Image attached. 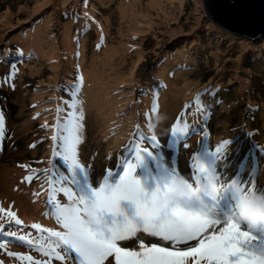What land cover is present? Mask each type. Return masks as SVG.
Listing matches in <instances>:
<instances>
[{
    "label": "rangeland",
    "instance_id": "1",
    "mask_svg": "<svg viewBox=\"0 0 264 264\" xmlns=\"http://www.w3.org/2000/svg\"><path fill=\"white\" fill-rule=\"evenodd\" d=\"M120 1L0 0V109L5 114L7 137L0 150V167L18 170V175L6 186L11 191L23 189L26 193L32 191L33 186L41 191L40 183L36 179L29 183L25 177L35 176L37 172L42 173L45 160L53 159L50 145L53 144L51 137L55 134L54 108L63 106L61 99L65 96L63 93L67 84L77 82V77L82 75L77 66L66 60L67 54L64 50L58 49V57L44 61L38 48H31L33 45L28 42V35L36 34L44 20L43 17L48 18L46 36L49 42L59 43L63 26L69 23L73 44L79 45L80 52L88 50L89 57L99 54L101 62L109 68L104 75L111 73L107 93L115 98L114 120L111 121L112 126L111 122L108 124L101 141L94 140L93 144L92 141L87 142L88 136L92 139L94 132L87 120L88 108L84 109L86 134L81 133L82 143L79 145V151L82 161L94 163L91 169L94 184L99 180L97 176L101 178V173L108 169L105 164L120 146V138L132 136L136 125L142 123V120L149 124L148 114L151 113L154 102L158 109L157 112L151 113V123L154 118L158 120L153 123L154 132L158 129L161 117L170 130L171 124L184 114L188 100L191 102L205 89L210 93L218 92L214 99L209 95L203 99L206 104L211 105V113L217 115V120L222 119L223 123L220 122L216 129L219 133H230L226 114L232 102L238 100L244 105L246 100L255 102L256 106L260 105V108L264 109V36L261 40L251 43L221 31L205 10L202 0H175L173 5L177 7L174 9L176 15L172 18L165 14L164 3L154 5L149 4L148 0H141L143 13L150 16L149 20L153 22L149 26L145 23L148 22L147 18L139 17L138 29L130 32L117 10ZM130 2L131 0L127 4ZM178 4H181V7ZM168 6L171 9L174 7ZM85 12L89 16L93 12V19L84 18ZM39 20L38 28H33L32 25ZM78 26H84L82 33L79 32ZM97 44H100L99 48ZM117 46L121 48L120 55ZM22 47L32 53L36 51L38 56L32 57V53L18 56L17 50ZM106 51L107 55L104 56ZM9 58L13 60L6 61ZM12 63L17 64L18 72L14 81L8 79L4 82ZM57 64L66 65L64 72L56 66ZM85 68L86 66L83 67ZM119 73L124 76L118 78ZM173 81H176L175 87ZM13 82L14 90L11 87ZM161 85L165 86L164 91ZM87 86L90 87L88 81ZM225 86L231 89H225ZM85 87L84 79L81 92ZM174 88L179 91L178 105L173 113L168 114L169 118H165V109L170 103L166 94ZM142 91H146L147 95L142 96ZM157 91L163 92V95L153 98L152 92ZM253 95L255 98L251 100ZM223 100L225 110L213 112L212 109ZM146 109L149 112L144 113ZM191 119L189 116V122ZM108 131L112 132L111 136ZM166 133L167 129L164 128L159 134L161 143L165 142ZM115 138L119 142L117 147L112 143ZM33 144L35 147H30ZM118 154L122 156L120 152ZM98 157L100 161L97 162ZM56 162L62 163L58 158ZM113 164L115 163L112 162ZM20 165L28 167L26 169ZM97 165H101L99 171ZM180 171L187 176L186 170ZM247 176L248 173L245 174V179ZM22 183L28 188L21 186ZM257 186L262 188L261 184L257 183ZM3 191L4 189L0 188V197L6 200ZM40 197L41 194L38 197L31 196L21 203L12 200L16 204V210L13 212L25 224L28 223L29 220L22 211L41 201ZM1 203L5 210L12 209L10 204L5 206L4 202ZM41 207L42 204L40 210ZM40 210L38 209V212ZM30 216L32 215L27 217L30 219ZM24 231L21 234L35 230L29 226ZM8 253L6 251L0 261L2 264H15V256Z\"/></svg>",
    "mask_w": 264,
    "mask_h": 264
},
{
    "label": "snow or ice",
    "instance_id": "2",
    "mask_svg": "<svg viewBox=\"0 0 264 264\" xmlns=\"http://www.w3.org/2000/svg\"><path fill=\"white\" fill-rule=\"evenodd\" d=\"M84 16L93 19L87 12ZM17 55L23 57V50L18 49ZM17 72V64L12 63L4 82L14 81ZM77 80L67 104L71 111L63 122L59 115L62 109L57 108L55 134L51 137L53 159L48 161L51 167L42 173L48 193L43 215L54 220V226L32 223L30 228L37 235H21L29 225L0 206V221L7 218L6 224L0 223V233L26 244L41 257L21 256L22 260L28 264H264V219L256 218L249 207L250 197L264 192L256 181L257 146L249 149L236 173L229 175L221 169V164L223 169L231 164L228 149L234 142L224 140L212 148L208 133L199 127L206 124L211 111L203 97L214 99V94L205 89L185 106L184 114L171 127L166 145L152 130L151 113L158 111L154 102L148 114L150 135L146 136L137 124L129 145L132 155L118 158L115 168L119 171L107 170L94 184L92 165L82 161L79 152L85 120L83 101L79 99L83 75ZM11 87L14 90V82ZM201 132L196 151L188 157L186 176L179 169V150L182 146L188 151V140ZM6 138V118L0 109V150ZM165 147L173 153L170 161ZM232 151L238 155L241 147ZM260 152L264 154V148ZM57 158L66 171L57 168ZM249 159L252 168L245 179ZM32 179V175L25 177L29 183ZM61 194L64 201L58 198ZM10 242L6 239L0 248Z\"/></svg>",
    "mask_w": 264,
    "mask_h": 264
},
{
    "label": "bare ground",
    "instance_id": "3",
    "mask_svg": "<svg viewBox=\"0 0 264 264\" xmlns=\"http://www.w3.org/2000/svg\"><path fill=\"white\" fill-rule=\"evenodd\" d=\"M175 0H148V3L154 4V5H160V4H165V14L167 17L172 18V16L176 15L175 10L177 7L173 5ZM129 0H121L118 4L117 10L119 12V15L124 19L126 22L128 30L131 32H134L136 29H138L137 23H138V18H147L148 22H145L147 25L151 26V23L153 21L149 20L148 15L143 13V9L141 8V0H131L129 4H127ZM174 6L172 9L168 6ZM181 7V4H178ZM138 6V7H137ZM94 11V10H93ZM91 16L93 15V12L90 14ZM85 18V17H84ZM47 19L45 18L44 21L40 24L39 28L37 27V24L40 22L37 21L32 25L33 28H38L37 32L33 36L28 35V42H32V47L31 48H38V50L41 52V58L44 61L50 60V59H55L58 57L57 51L58 49H62L66 52L67 54V61L70 62L71 64L77 66V68L80 70L82 73L84 79L86 81L90 82V87H86V91L81 93L80 100L83 101V110L85 108H88V123L92 126L91 130L94 132V136L92 139L90 136H88L87 142L92 141V144L94 143L93 141L98 140L103 138L104 136V131L108 128V124L114 120V107H115V98L110 97L107 93V84L109 83V77L111 75L106 74V71L109 68H106V66L101 62V56L98 54H93L89 57L88 50L86 52H80L79 50V45H74L72 36L70 34V25L69 23L64 24L62 30L63 33L61 35V41L59 43L54 44L53 42H49L50 40L46 36V25H47ZM78 29L80 30L79 32L82 33L84 26H78ZM35 44V45H34ZM120 44V43H119ZM45 49H44V47ZM121 47H124L121 45ZM118 48V54H121V48L120 46H117ZM23 53L24 54H31L32 52L27 49L22 47ZM93 52V51H92ZM107 55V51L104 53V56ZM38 56L36 51H33L32 57ZM68 65V63H65ZM56 66H59L60 69L66 68V65H60L57 64ZM83 69V67H85ZM59 69V70H60ZM131 75V74H129ZM124 76L123 73L118 74V78H121ZM176 81H173L172 84L174 87L176 86L175 84ZM64 94V93H63ZM166 97L170 98V103L167 104V108L165 109V118H169L168 114L173 113L174 110L176 109L178 105V100H179V91L178 89H173L170 93L166 94ZM119 98V97H118ZM89 105H88V103ZM148 107V106H146ZM148 110V109H146ZM264 111V109H263ZM213 112L218 113V109L215 106L213 108ZM53 115H56L57 120V110H54ZM61 117V121L63 122L64 116H66L65 113L61 114L59 113ZM85 128V125H84ZM84 128L82 130L83 134H86L84 131ZM103 134V136H102ZM112 143L114 147H117L119 142L118 140L112 139ZM87 145H85L86 148ZM84 151L86 150L84 147H81ZM98 160L100 161V158L98 157ZM48 162V161H47ZM48 165L51 167V165L48 163ZM18 170H8L4 169V167H0V188L1 190L4 189L3 193H5V196L7 199H12L13 201H16L17 203L21 202H26L27 199H30V190L24 193L23 189H17L15 191H11L8 187L9 183L18 175ZM24 188L25 187L24 183L21 184ZM6 187V188H5ZM42 201L36 202L35 205H29L28 210L22 211V214L25 216L28 215H33L36 214V218L38 220H44V221H50L48 218L44 217L42 215V210H43V205L40 210V206L42 204ZM38 209L40 210L38 212ZM14 243V242H10ZM21 245V244H20ZM24 246V245H23ZM26 247V246H25Z\"/></svg>",
    "mask_w": 264,
    "mask_h": 264
},
{
    "label": "water",
    "instance_id": "4",
    "mask_svg": "<svg viewBox=\"0 0 264 264\" xmlns=\"http://www.w3.org/2000/svg\"><path fill=\"white\" fill-rule=\"evenodd\" d=\"M213 22L247 40L264 35V0H202Z\"/></svg>",
    "mask_w": 264,
    "mask_h": 264
},
{
    "label": "trees",
    "instance_id": "5",
    "mask_svg": "<svg viewBox=\"0 0 264 264\" xmlns=\"http://www.w3.org/2000/svg\"><path fill=\"white\" fill-rule=\"evenodd\" d=\"M45 19V17H43ZM254 52H251L253 54ZM258 56V55H257ZM259 58H257L258 60ZM250 68V67H249ZM225 89L230 90V87H224ZM255 96L251 98L253 100ZM244 105H241L242 102H239L238 100L235 102H232V105L229 106V112L226 114V117L228 118L229 122V127L232 128L236 126L238 123L240 126L249 128L252 127L253 129H256L255 132H258L257 136H254L253 133L251 134L253 136V142L252 146L256 145L257 147L254 150L260 151L262 148L261 145H257L255 142H264V113L261 115H256L254 113L256 112V109L258 106H256L255 102H246L244 100ZM259 110L263 111L262 108H260L259 105ZM258 118V119H257ZM262 119V120H261ZM252 125V126H249ZM229 129V128H228Z\"/></svg>",
    "mask_w": 264,
    "mask_h": 264
},
{
    "label": "clouds",
    "instance_id": "6",
    "mask_svg": "<svg viewBox=\"0 0 264 264\" xmlns=\"http://www.w3.org/2000/svg\"><path fill=\"white\" fill-rule=\"evenodd\" d=\"M218 29H220L221 31H224L226 33H229L238 39H243V40H246V41L252 43V40H247V39L241 38V37L235 35L234 33L230 32L229 30H227L226 28H224L222 26L218 25ZM259 40H261V39H259ZM255 41L256 40H254L253 42H255ZM64 70H65V68L62 69L63 72H64ZM245 134H246L245 140L243 139L241 142L233 144L231 146V152L229 154V161L231 162L230 165L236 166L237 164H240L244 160L245 156L247 155V153L250 149L251 143L253 142L254 139H253V137L249 138V136L251 134L249 131L245 132ZM222 135L225 139H233L234 138V135L230 134V133L226 134L225 132H222ZM238 146L241 147V151L239 152L238 155H236V154H234L232 149H234ZM222 170H225L229 175L233 174V172L230 170V168H227V169L222 168ZM243 175L245 178V173ZM257 183L261 184L262 189H264V181H261L258 179ZM249 207L251 208L252 211H254L256 218L264 219V192H257L253 196H251ZM32 217H35V215L33 214ZM25 218L28 219L27 216H25Z\"/></svg>",
    "mask_w": 264,
    "mask_h": 264
}]
</instances>
